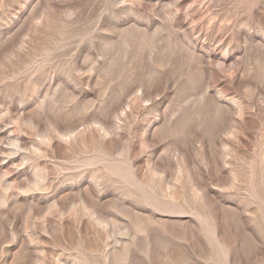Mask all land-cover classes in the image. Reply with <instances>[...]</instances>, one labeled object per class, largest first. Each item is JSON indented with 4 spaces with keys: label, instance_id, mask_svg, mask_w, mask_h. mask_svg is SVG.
Masks as SVG:
<instances>
[{
    "label": "rangeland",
    "instance_id": "obj_1",
    "mask_svg": "<svg viewBox=\"0 0 264 264\" xmlns=\"http://www.w3.org/2000/svg\"><path fill=\"white\" fill-rule=\"evenodd\" d=\"M0 264H264V0H0Z\"/></svg>",
    "mask_w": 264,
    "mask_h": 264
}]
</instances>
